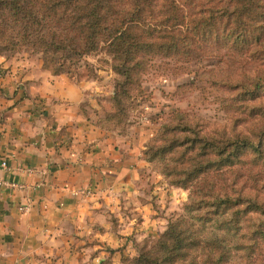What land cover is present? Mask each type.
Here are the masks:
<instances>
[{
  "label": "trees",
  "instance_id": "1",
  "mask_svg": "<svg viewBox=\"0 0 264 264\" xmlns=\"http://www.w3.org/2000/svg\"><path fill=\"white\" fill-rule=\"evenodd\" d=\"M21 53L72 80L83 67L95 78L85 58L102 56L117 76L115 112L96 125L119 136L107 125L128 120L156 59L187 71L218 58L211 86L226 89L222 105L233 122L210 128L170 114L143 155L189 196L158 240L124 262L264 264V0H0V55Z\"/></svg>",
  "mask_w": 264,
  "mask_h": 264
},
{
  "label": "crops",
  "instance_id": "2",
  "mask_svg": "<svg viewBox=\"0 0 264 264\" xmlns=\"http://www.w3.org/2000/svg\"><path fill=\"white\" fill-rule=\"evenodd\" d=\"M0 70V264H101L124 237L164 230L159 206L179 190L145 193V146L97 127L93 83L30 59L0 55Z\"/></svg>",
  "mask_w": 264,
  "mask_h": 264
},
{
  "label": "rangeland",
  "instance_id": "3",
  "mask_svg": "<svg viewBox=\"0 0 264 264\" xmlns=\"http://www.w3.org/2000/svg\"><path fill=\"white\" fill-rule=\"evenodd\" d=\"M12 58L30 59L33 63L38 62L41 65L38 56L28 53H21ZM102 58V56L85 58L87 63L97 69L95 78L92 76H89L92 78H87V68L83 67L79 71L82 75H78L75 79L78 82L93 83L96 92L92 93L97 95L94 96V99L99 104L97 119H105L115 112L112 107V97L117 76L108 66L101 63ZM219 66L218 58H204L187 65L186 71L168 59H156L153 66L149 67L143 76V93L141 96L137 95L129 106L128 113L130 116L127 118L128 120L120 127H115L112 124H108L107 127L124 132V136L129 134L132 129L134 139L144 144V150L150 140L158 134L159 129L169 121L170 114L175 110L196 116L210 128L230 127L233 121L229 118L225 106L222 105L223 99L228 96L226 89L211 86L212 78L219 76V73L216 72ZM143 158L146 163V170H143V181L146 183L145 193L150 197L152 185L156 181H160L158 184L163 183L167 188L178 189L177 197L180 201L175 203L173 207L170 206L165 209L163 208L165 206H159L161 207L160 211L167 212L162 232L140 236L130 234L128 237H124L123 242L120 241L116 244L117 251H109L105 257L108 255L110 257L104 258L101 264H111L110 259L113 256L117 257L116 264H126L124 261L127 258H134L143 248H150L159 236L167 230L170 222L176 221L184 212L189 192L170 187L166 179L160 174L159 169L152 164L149 165L144 155ZM80 263L83 264L82 261Z\"/></svg>",
  "mask_w": 264,
  "mask_h": 264
},
{
  "label": "built area",
  "instance_id": "4",
  "mask_svg": "<svg viewBox=\"0 0 264 264\" xmlns=\"http://www.w3.org/2000/svg\"><path fill=\"white\" fill-rule=\"evenodd\" d=\"M3 166L5 167L6 164L3 163ZM6 185H8V186H10L12 188H18V189H21V188L24 187L23 185H21V184L19 185L17 183H6ZM74 194H76V195L79 194V195H81L83 197H87V196H90L91 195V191L88 188H81V189H77L74 192Z\"/></svg>",
  "mask_w": 264,
  "mask_h": 264
}]
</instances>
